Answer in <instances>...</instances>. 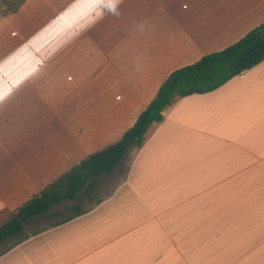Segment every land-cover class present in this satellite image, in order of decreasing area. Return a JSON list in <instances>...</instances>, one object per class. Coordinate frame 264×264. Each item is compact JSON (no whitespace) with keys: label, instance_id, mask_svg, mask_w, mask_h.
Here are the masks:
<instances>
[{"label":"crops","instance_id":"0c3cea01","mask_svg":"<svg viewBox=\"0 0 264 264\" xmlns=\"http://www.w3.org/2000/svg\"><path fill=\"white\" fill-rule=\"evenodd\" d=\"M53 20L59 57L102 56L100 94L87 86L84 113L68 115L72 156L61 98L0 81V225L81 162L76 147L119 141L173 71L263 23L264 0H55ZM163 116L109 196L0 264H264V61Z\"/></svg>","mask_w":264,"mask_h":264},{"label":"rangeland","instance_id":"374dc122","mask_svg":"<svg viewBox=\"0 0 264 264\" xmlns=\"http://www.w3.org/2000/svg\"><path fill=\"white\" fill-rule=\"evenodd\" d=\"M54 3L55 0H28L17 13L4 16L2 13L4 5L0 0V81L9 82L5 84V89L15 96L21 95L19 92L24 85L28 86V89L23 91L29 90L31 94L36 93L37 85H39L40 92L44 89L43 94L47 100L61 98L62 148H67L69 152V148L75 146L70 135L68 115L72 113V115L81 116L84 113L85 97L89 89L87 86L90 90L98 91L100 94V89L96 88V81L100 79L98 70L101 67L102 56L91 53L75 57L67 53L59 57L54 48L56 26L53 20ZM63 27L66 25L63 24ZM66 28L70 36L68 27ZM67 41L69 42L68 39ZM39 80L43 84H37ZM13 83H20V86L15 88L16 84ZM43 85L44 88H42ZM96 107L100 111V105L97 104ZM82 147L84 144L76 147L78 160L81 156L84 160L91 154L103 150L89 152ZM69 154L73 156L74 152H69ZM78 162L80 161H75L73 166L62 175L78 165ZM128 168L127 159L117 166L113 173L101 176L97 187L88 194H80L74 200L65 201L55 206L48 215L27 223L20 237L11 238L0 244V255L14 246L21 237L43 231L71 215L73 205L78 204L83 210L92 209L101 199L115 190L126 176Z\"/></svg>","mask_w":264,"mask_h":264},{"label":"trees","instance_id":"16d2710c","mask_svg":"<svg viewBox=\"0 0 264 264\" xmlns=\"http://www.w3.org/2000/svg\"><path fill=\"white\" fill-rule=\"evenodd\" d=\"M27 1L2 0L3 15L17 13ZM263 61L264 22L230 46L204 55L197 62L173 71L161 85L156 97L119 141L82 160L69 172L24 203L10 220L1 224L0 244L11 238L20 237L27 223L48 215L55 206L74 200L80 194H88L95 189L99 178L113 173L115 166L124 159L129 150L143 146L149 127L154 123L162 122L163 111L179 98L214 91ZM71 209H73L71 215L52 226L66 223L90 210H83L78 204L73 205ZM39 232L41 231L33 235ZM33 235L21 237L14 246Z\"/></svg>","mask_w":264,"mask_h":264},{"label":"clouds","instance_id":"9594fccd","mask_svg":"<svg viewBox=\"0 0 264 264\" xmlns=\"http://www.w3.org/2000/svg\"><path fill=\"white\" fill-rule=\"evenodd\" d=\"M113 11H115V7L113 8Z\"/></svg>","mask_w":264,"mask_h":264},{"label":"water","instance_id":"95a60500","mask_svg":"<svg viewBox=\"0 0 264 264\" xmlns=\"http://www.w3.org/2000/svg\"><path fill=\"white\" fill-rule=\"evenodd\" d=\"M19 217H20V213H18Z\"/></svg>","mask_w":264,"mask_h":264}]
</instances>
